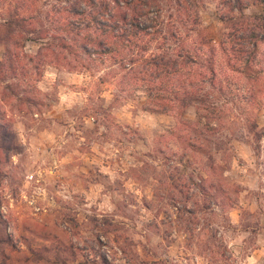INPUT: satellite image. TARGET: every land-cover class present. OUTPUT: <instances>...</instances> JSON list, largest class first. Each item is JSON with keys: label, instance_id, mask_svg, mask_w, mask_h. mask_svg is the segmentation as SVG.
Instances as JSON below:
<instances>
[{"label": "rangeland", "instance_id": "rangeland-1", "mask_svg": "<svg viewBox=\"0 0 264 264\" xmlns=\"http://www.w3.org/2000/svg\"><path fill=\"white\" fill-rule=\"evenodd\" d=\"M26 1L30 10L19 14L34 31L14 28L10 38L34 62L22 65L24 78L0 74L9 131L0 237L12 239V263L264 264V81L249 87L252 101L246 83L226 76L229 91L213 96L219 120L193 107L180 118L152 113L138 72L148 70L153 46L125 70L111 56L91 62L54 45L39 50L56 43L46 13L57 0ZM228 1L195 0L215 47ZM15 2L0 0V60ZM250 2L243 14L264 16ZM159 5L166 22L170 1Z\"/></svg>", "mask_w": 264, "mask_h": 264}, {"label": "trees", "instance_id": "trees-1", "mask_svg": "<svg viewBox=\"0 0 264 264\" xmlns=\"http://www.w3.org/2000/svg\"><path fill=\"white\" fill-rule=\"evenodd\" d=\"M169 1L173 13L163 22L159 0H57L46 13L56 32L49 37L51 43H56L39 50H50L54 45L53 51L58 47L70 55L83 54L91 62L111 56L109 58L117 60L115 63L125 70L136 62L134 54L143 55L153 46L157 54L143 61L148 70L138 72L142 74L139 84L145 85L151 97L152 108L148 111L152 113L177 112L175 115L180 118L187 108L193 107L219 120L220 112L213 96L229 91L226 76L231 75L246 83V95L254 101L255 92L250 88L264 81V16H245L243 11L248 6L243 0H234V4L225 2L229 12L219 16L223 31L215 47L203 36L195 0ZM250 1V6L264 8V0ZM29 8L26 0H16L15 8L4 20L8 35L1 41L4 53L0 74L5 77L18 79L21 75L24 78L22 65L34 62L33 58L22 55V47L17 48L16 41L10 38L14 28L26 33L34 31L24 30L30 17L19 14L21 11L27 13ZM235 11L237 16L233 15ZM191 33L195 38L190 37ZM49 55L54 56L53 52ZM218 55L222 56V61L218 60ZM174 79L178 81L176 86H173ZM6 89L16 95V87L7 86ZM170 93L173 97L167 100ZM8 132L0 113V155ZM4 223L0 220V224ZM0 244L5 246L0 248V264H13L7 254L9 249L13 250L10 235L0 237Z\"/></svg>", "mask_w": 264, "mask_h": 264}]
</instances>
